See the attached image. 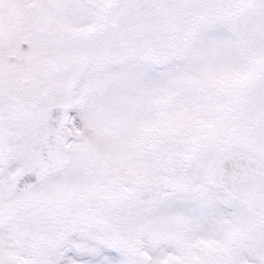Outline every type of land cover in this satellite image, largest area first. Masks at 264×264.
I'll return each instance as SVG.
<instances>
[{
    "label": "snow or ice",
    "instance_id": "1",
    "mask_svg": "<svg viewBox=\"0 0 264 264\" xmlns=\"http://www.w3.org/2000/svg\"><path fill=\"white\" fill-rule=\"evenodd\" d=\"M0 264H264V0H0Z\"/></svg>",
    "mask_w": 264,
    "mask_h": 264
}]
</instances>
